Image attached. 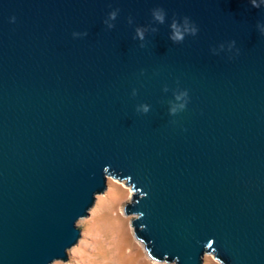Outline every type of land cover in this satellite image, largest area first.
Instances as JSON below:
<instances>
[{
  "label": "water",
  "instance_id": "95a60500",
  "mask_svg": "<svg viewBox=\"0 0 264 264\" xmlns=\"http://www.w3.org/2000/svg\"><path fill=\"white\" fill-rule=\"evenodd\" d=\"M257 25L249 0H0V264L66 261L109 177L150 259L264 264Z\"/></svg>",
  "mask_w": 264,
  "mask_h": 264
},
{
  "label": "rangeland",
  "instance_id": "374dc122",
  "mask_svg": "<svg viewBox=\"0 0 264 264\" xmlns=\"http://www.w3.org/2000/svg\"><path fill=\"white\" fill-rule=\"evenodd\" d=\"M129 195L130 188L124 181L107 178V187L96 195L88 216L76 221L80 236L67 250L68 259L50 264H174L150 259L133 236L130 216L121 211ZM202 264L219 263L205 253Z\"/></svg>",
  "mask_w": 264,
  "mask_h": 264
},
{
  "label": "clouds",
  "instance_id": "9594fccd",
  "mask_svg": "<svg viewBox=\"0 0 264 264\" xmlns=\"http://www.w3.org/2000/svg\"><path fill=\"white\" fill-rule=\"evenodd\" d=\"M250 4L252 5V7L254 8H261L262 6H264V0H249ZM117 13L115 11H113L112 13H110L109 15V19L114 20L116 18ZM155 19L157 21H159L160 23L164 22V16L161 14V12H154L153 13ZM185 22H186V27L183 30H179L177 29V26L175 24V22L171 25V27L173 28V33L172 35L169 37V39L171 41H173L174 43H180L184 40L185 35L186 34H191V35H195L197 32V28L194 25H191L189 23L188 18H185ZM105 23H107V21H105ZM109 28H112L113 25L109 24L108 25ZM258 28H260V32L261 34H264V28H261L260 25H257ZM157 31L156 29H153V32ZM77 35V34H74ZM86 35V33H85ZM136 37H138L140 40H144V30L141 28H137L136 29ZM235 42L233 41L232 44H234ZM144 45H141V47H143ZM187 95V93H185ZM144 112H148V108L147 106L144 107ZM171 113H175V110H171Z\"/></svg>",
  "mask_w": 264,
  "mask_h": 264
}]
</instances>
